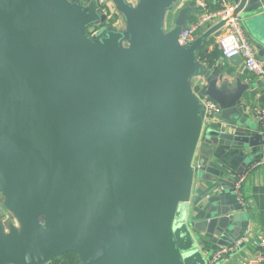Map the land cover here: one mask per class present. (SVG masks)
<instances>
[{"label": "water", "instance_id": "95a60500", "mask_svg": "<svg viewBox=\"0 0 264 264\" xmlns=\"http://www.w3.org/2000/svg\"><path fill=\"white\" fill-rule=\"evenodd\" d=\"M229 1L264 42L261 1ZM112 2L108 16L96 0H0V192L17 221L0 220V264L68 251L84 264H209L207 233L215 251L240 234L230 208L198 222L189 209L196 173L239 178L211 160L217 145L264 143L249 135L253 84L217 68L202 92L192 87L225 21L180 44L196 1L170 29L178 0ZM203 96L221 129L205 122Z\"/></svg>", "mask_w": 264, "mask_h": 264}, {"label": "crops", "instance_id": "0c3cea01", "mask_svg": "<svg viewBox=\"0 0 264 264\" xmlns=\"http://www.w3.org/2000/svg\"><path fill=\"white\" fill-rule=\"evenodd\" d=\"M128 1L135 4L137 0ZM195 1L197 2V0H188L185 3L177 5L170 11L171 18L168 27L166 26L167 29L173 26L177 12L184 5ZM206 1L213 4L215 0ZM199 6L200 4L197 2V6L190 10L193 15L201 10ZM209 7L212 6L209 5ZM188 19L190 20L191 18ZM249 24L248 19L242 18L243 29L249 41L256 49L257 56L264 59V42L252 32ZM117 25L119 28L124 27V22L121 18L118 19ZM210 27L202 29L198 35L207 31ZM224 30L222 28L212 34L201 48L198 58L207 68V72L203 77L194 78L192 87L195 92L202 91L205 88L208 78L217 68H221L222 75H230L233 80L239 77L243 82L253 84L254 87L247 92V99L244 100L247 108L245 113L249 117V121L251 120L252 125H254V130L249 135L253 137L259 134L264 138V128L256 118L257 110L264 109L263 82H261L262 80L260 78L246 70L243 58H241L242 60L239 64H234L230 61V58L222 56L217 41ZM202 51L220 52V55L216 59H204L200 56ZM225 124L226 122L215 120L213 127L221 129ZM211 160L216 165L224 168L222 175L230 183L234 182L230 176L242 175L246 172L245 180L242 188L237 192L234 185L230 186L225 182L219 183L218 181L208 179L213 176L210 173H196L191 198L189 200L191 218L196 222L202 221L206 217L212 216L220 208H230V212L236 216V225L241 230L234 243L222 245L233 246L234 249L219 264H238L242 261L256 258L259 255H262L263 259L258 264H264V244L259 245L258 241L259 236L264 234V164L257 165L259 161L264 160V143H258L254 146L248 144L231 146L217 145ZM197 162L198 159L196 158L195 165ZM206 239L208 241L205 247L213 255L215 247L219 242V237L207 233Z\"/></svg>", "mask_w": 264, "mask_h": 264}, {"label": "built area", "instance_id": "2783aa9c", "mask_svg": "<svg viewBox=\"0 0 264 264\" xmlns=\"http://www.w3.org/2000/svg\"><path fill=\"white\" fill-rule=\"evenodd\" d=\"M88 1V0H84ZM99 8L108 16L115 14V7L112 0H96ZM188 0H178L177 5L185 3ZM261 1V11L264 14V0ZM201 6L200 14L190 13L191 19L183 27L178 42L180 44H187L192 41L204 28L213 26L221 21H225L222 28L225 30L218 37V47L221 50L222 56L225 58H232L240 55L244 59L245 68L248 72L254 76L260 78L264 85V59L259 58L257 51L249 41L243 26L242 17L237 13V4L229 0H215L214 8H209V4L206 0H197ZM176 5V6H177ZM114 8H113V7ZM196 16L195 18H193ZM221 28V29H222ZM264 87V86H263ZM202 92V91H200ZM203 103L205 105V122L210 123L216 119V114L220 112L219 105L212 99L203 96ZM256 118L264 128V109L257 110ZM264 164V160H261L257 165ZM242 174V173H241ZM246 177V172L242 175L239 174V178L235 181L234 187L237 192L242 188L243 182ZM259 245L264 244V234L258 238ZM234 249L233 246H221L216 250L209 260V264H215L220 259L226 257ZM263 259L262 255L256 258L242 261L238 264H258Z\"/></svg>", "mask_w": 264, "mask_h": 264}, {"label": "trees", "instance_id": "16d2710c", "mask_svg": "<svg viewBox=\"0 0 264 264\" xmlns=\"http://www.w3.org/2000/svg\"><path fill=\"white\" fill-rule=\"evenodd\" d=\"M209 5L212 6L209 8L215 7V5H213L212 3H210ZM189 12H188V18H191V16L189 17ZM218 55H220V52L213 53V52L202 51L200 53V56L202 58L209 59V60L216 59ZM49 264H84V263L80 261L77 253L68 251L61 256L55 257Z\"/></svg>", "mask_w": 264, "mask_h": 264}, {"label": "rangeland", "instance_id": "374dc122", "mask_svg": "<svg viewBox=\"0 0 264 264\" xmlns=\"http://www.w3.org/2000/svg\"><path fill=\"white\" fill-rule=\"evenodd\" d=\"M179 12V11H178ZM178 12H177V14H178ZM190 13L192 14V12L190 11L189 12V17H190ZM176 14V15H177ZM198 14H200V11L198 12ZM175 15V16H176ZM196 16H194L193 18H195ZM170 18H171V12L168 14V18H167V20H166V26L168 27V24L170 23ZM167 30V29H166ZM89 31L90 32H93L94 31V27L93 26H91L90 28H89ZM0 219L1 220H3L5 223V227H6V230H8V224L9 223H12V222H14V224H17V221H16V218H15V216L13 215V213L11 212V211H8L5 207H4V205H3V196H2V194H1V192H0Z\"/></svg>", "mask_w": 264, "mask_h": 264}]
</instances>
